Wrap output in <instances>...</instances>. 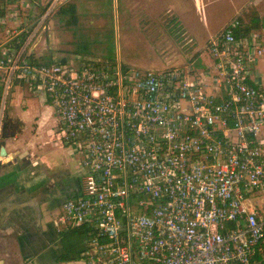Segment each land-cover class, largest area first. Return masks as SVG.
I'll list each match as a JSON object with an SVG mask.
<instances>
[{
    "label": "built area",
    "instance_id": "obj_1",
    "mask_svg": "<svg viewBox=\"0 0 264 264\" xmlns=\"http://www.w3.org/2000/svg\"><path fill=\"white\" fill-rule=\"evenodd\" d=\"M66 1L36 12L31 0H0V25H14L0 46V131L16 84L53 108L81 177L55 222L87 227L81 259L264 264V26L235 37L229 21L207 40L209 82L184 66L45 62L37 35Z\"/></svg>",
    "mask_w": 264,
    "mask_h": 264
},
{
    "label": "rangeland",
    "instance_id": "obj_2",
    "mask_svg": "<svg viewBox=\"0 0 264 264\" xmlns=\"http://www.w3.org/2000/svg\"><path fill=\"white\" fill-rule=\"evenodd\" d=\"M38 1L42 4L36 12H41L51 0ZM248 2L255 4L256 0H201L197 12L192 5L186 6L189 10L182 18L188 24L187 31L178 20L180 12L172 8L173 0H68L56 6L48 17L45 29L37 35L36 50L42 46L55 57H63L72 56L77 48L82 50L84 46L93 59H103L96 56L105 55L118 58L124 66L150 70L184 66L205 75L204 80L209 82L212 70L206 32L215 29L217 32L224 20L235 16L248 21L255 13ZM236 6L241 7L237 14ZM72 13L76 15V24L70 21ZM259 70L264 73V60H258L254 74L256 80L264 81ZM49 130H53L50 124L43 133ZM53 140L54 137L50 138L46 147L55 155L57 148L53 147ZM78 163L79 159L71 154V173L79 181Z\"/></svg>",
    "mask_w": 264,
    "mask_h": 264
},
{
    "label": "crops",
    "instance_id": "obj_3",
    "mask_svg": "<svg viewBox=\"0 0 264 264\" xmlns=\"http://www.w3.org/2000/svg\"><path fill=\"white\" fill-rule=\"evenodd\" d=\"M31 2L35 4V10L42 4L38 0ZM190 5L197 12L201 0H173L172 5L174 12H180L178 20L187 31L188 24L182 14L189 10L186 6ZM251 5L255 12L252 18L264 25V0H256ZM180 8L185 10L181 12ZM234 10L237 14L241 7ZM231 19L224 20L217 32ZM8 28L14 29V25L10 22L0 25V46L9 39ZM214 31L206 32L205 38L215 35L217 32ZM40 48L39 51L35 49L36 53L42 55L45 62L49 60L48 57H55L50 50L42 46ZM75 51L72 55L85 60L93 59L90 58L91 52L84 46L81 53ZM96 57L109 59L105 55ZM116 59L110 57L109 60ZM259 73L264 79V73ZM17 87L19 91L14 88L11 93L10 90L4 104V112L11 119H18L23 127L18 126L19 132L12 139H7L6 154L0 155V264H86L82 259L57 260L64 252V243L59 237L60 229L55 221L62 201L77 193L78 180L72 176L69 163L71 154L75 155L76 160L78 158L69 147L59 143L56 134L57 115L53 108L43 103L40 97L29 95L21 85ZM49 124L53 130L44 134L43 129ZM53 137V147L57 148L55 155L46 147Z\"/></svg>",
    "mask_w": 264,
    "mask_h": 264
},
{
    "label": "trees",
    "instance_id": "obj_4",
    "mask_svg": "<svg viewBox=\"0 0 264 264\" xmlns=\"http://www.w3.org/2000/svg\"><path fill=\"white\" fill-rule=\"evenodd\" d=\"M70 21L72 24H76V15L73 13L70 15ZM235 25L233 32L235 37H242L247 35L250 31L256 30L262 25L259 20L250 18L248 21H244L240 16H235L231 20ZM23 40V39H21ZM81 47V46H80ZM82 48V47H81ZM77 53H81V49L77 48ZM110 59V57H109ZM1 94V87H0ZM61 241L64 243V252L57 258L59 261H68L69 259H81V252L85 247V241L87 238V227L86 226H72L66 229H60L58 232Z\"/></svg>",
    "mask_w": 264,
    "mask_h": 264
},
{
    "label": "water",
    "instance_id": "obj_5",
    "mask_svg": "<svg viewBox=\"0 0 264 264\" xmlns=\"http://www.w3.org/2000/svg\"><path fill=\"white\" fill-rule=\"evenodd\" d=\"M1 131H0V155L6 154V141L7 139H12L14 134L19 132L17 127H23V125L18 121V119H11L8 114L3 113Z\"/></svg>",
    "mask_w": 264,
    "mask_h": 264
},
{
    "label": "flooded vegetation",
    "instance_id": "obj_6",
    "mask_svg": "<svg viewBox=\"0 0 264 264\" xmlns=\"http://www.w3.org/2000/svg\"><path fill=\"white\" fill-rule=\"evenodd\" d=\"M76 186L79 188V181L77 182V185Z\"/></svg>",
    "mask_w": 264,
    "mask_h": 264
}]
</instances>
